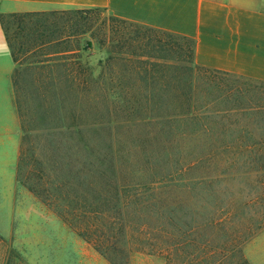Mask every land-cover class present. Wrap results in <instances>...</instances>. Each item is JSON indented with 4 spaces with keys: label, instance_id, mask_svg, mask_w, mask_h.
I'll return each mask as SVG.
<instances>
[{
    "label": "trees",
    "instance_id": "16d2710c",
    "mask_svg": "<svg viewBox=\"0 0 264 264\" xmlns=\"http://www.w3.org/2000/svg\"><path fill=\"white\" fill-rule=\"evenodd\" d=\"M45 15L0 17L14 62L32 70L33 83L44 89L42 102L53 106V119H21L25 137L16 174L20 185L110 264H129V254L143 253L145 247L148 255L161 257L167 251L148 235L163 242L169 227L184 236L193 230L191 219L197 220L198 229L211 226L230 233L235 239L227 241L230 248L264 226V219L235 225L234 218H229L234 210L238 208L244 217L256 216L260 204L250 200L234 208L229 199L221 198L231 192L226 180L217 185L210 173L217 147L225 152L246 151L247 160L239 167L243 180L264 171V161L252 159L264 155V82L228 86L211 80L212 84L203 86L200 100L204 101L198 102L199 74H229L195 65L190 39L112 17L143 33L121 37L118 41L125 51L108 49L96 72L78 53L90 51L91 39L81 48L75 41L88 31L63 33L65 27L50 26ZM17 17L24 20L11 36L8 19ZM26 20L24 34L26 27L21 25ZM45 47L56 50L52 57L41 53ZM36 49L40 54L35 61H19L18 55ZM116 66L121 69H112ZM115 82L130 85L120 90ZM84 106L95 110L89 112L92 119H82ZM99 109L106 119L95 118ZM144 122L162 125L164 133L157 126V132H151L160 139L155 137L159 149L115 147L112 126L121 123L119 128L127 133L132 125ZM32 133L40 141L39 156L25 152L24 141ZM191 151L197 155L189 158ZM224 166L227 176L228 161ZM193 172L197 177H191ZM171 195L176 198L171 200ZM170 217L176 220L170 222Z\"/></svg>",
    "mask_w": 264,
    "mask_h": 264
},
{
    "label": "rangeland",
    "instance_id": "374dc122",
    "mask_svg": "<svg viewBox=\"0 0 264 264\" xmlns=\"http://www.w3.org/2000/svg\"><path fill=\"white\" fill-rule=\"evenodd\" d=\"M63 11L52 12L58 13L55 16H51V13L46 14L48 23L50 26H58L60 29L65 27L64 30H61L63 33L88 31L84 35L77 36L75 41L78 42L79 48H81L85 41L91 39L92 47L90 51L78 53L83 55V59H87L90 69H94L96 72L100 70L98 63L105 57L108 49L125 51V49L122 50L123 42L118 41L121 40V37L143 33L141 29L132 25L116 23L102 11L76 14L70 10H65V14H60ZM21 20L24 19L19 17L8 19L9 34L11 36L16 33L17 25ZM23 22L24 24L21 26L26 27L24 32L26 34L27 20ZM115 40L117 41L112 43ZM72 46H76V42L75 44L72 43ZM132 47L133 50H136V45L132 44ZM20 59L21 61H27L29 57ZM112 69L120 70L121 67L116 66ZM103 70H106V68L104 67ZM211 80H213V83L222 80L223 84L228 86H243L244 83L253 81L231 74L226 77L213 73L202 74V76L199 74L197 81L198 102L204 101L203 99L200 100L203 95V86L212 84ZM21 82L23 83L21 95L23 100L29 103L32 93L29 92L25 82L22 80ZM113 85L121 90L123 86L127 87L130 84L121 83V85H118L115 82ZM43 105L45 106V103ZM123 105L119 103V106ZM68 108L70 111L69 105ZM91 108L84 106V112L81 115L84 118L82 119H92L89 112L95 110L93 107ZM26 115H28V112ZM65 115L70 118L67 109ZM95 118L106 119L102 109H99V113ZM33 123L38 124L37 120ZM121 126V123L112 126L114 127L112 134L116 148L127 149L136 146L137 148L144 147V150L148 152L159 149V143L155 141L157 136L151 132H157V126L159 129L162 128V133H164L162 125L160 127L156 122H144L138 126L132 125L127 133H125L126 129L119 128ZM123 133H125V136H123ZM35 135L34 133L27 135L24 148L25 152L32 156L34 154L39 156L40 141L35 138ZM23 137H25L24 134ZM144 141L147 143L149 141V147ZM244 152L246 151L239 148L225 152L223 148L217 147L213 152L210 166V173L215 183L219 185L223 180H226L229 190H231L228 196L221 195L222 199H229L234 208L250 200L260 204L261 210L256 216L244 217L240 214L238 208L234 210L229 218H234V224L237 226H242L243 223L249 225L255 219H264V171L252 173L248 176V179L243 180L244 174L241 172L243 170L239 167H241V161L247 160L248 155H245ZM195 155L197 153L191 151L189 158ZM260 158L264 161V155L252 156L255 161ZM226 161H228L227 176L224 175V162ZM197 173L193 172L190 175L191 177H197ZM25 175L26 173H24ZM117 182L119 183V180ZM175 198V195L170 196L171 200ZM170 220V222H174L176 219L170 217ZM187 221H189V218ZM196 221V219H191L193 230L188 231L184 236L169 227L165 232L166 236L163 242L155 239L153 234L148 235L150 239H154V243L158 245L161 243L163 249L167 252L163 253L161 257L151 256L147 254V248L145 247L143 253L131 252L129 254V264H264V226L248 234L249 238L240 244L237 243L236 246H233L235 247L233 249V247L230 248V244L227 242L234 239L233 237L230 238V233L220 232L211 226L198 229ZM154 224L151 222V225L154 226ZM233 234L239 236L238 233ZM130 242L134 243V239L132 238ZM0 264L110 263L95 251L90 244L80 238L73 229L69 228L52 210L41 204L22 185L17 183L16 188L11 191L8 188L0 187Z\"/></svg>",
    "mask_w": 264,
    "mask_h": 264
},
{
    "label": "crops",
    "instance_id": "0c3cea01",
    "mask_svg": "<svg viewBox=\"0 0 264 264\" xmlns=\"http://www.w3.org/2000/svg\"><path fill=\"white\" fill-rule=\"evenodd\" d=\"M63 10H100L128 24L185 37L193 41L198 67L264 82V0H0V17ZM42 51L52 57L56 50ZM38 54L36 49L18 57L29 62ZM30 71L14 62L0 22V187L10 191L18 183L21 119H53V106L48 100L43 105L44 89L33 83ZM21 80L32 93L29 103L21 95Z\"/></svg>",
    "mask_w": 264,
    "mask_h": 264
}]
</instances>
